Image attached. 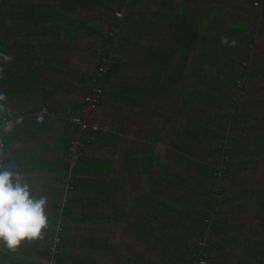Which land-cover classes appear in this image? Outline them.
I'll list each match as a JSON object with an SVG mask.
<instances>
[{
	"label": "rangeland",
	"instance_id": "rangeland-1",
	"mask_svg": "<svg viewBox=\"0 0 264 264\" xmlns=\"http://www.w3.org/2000/svg\"><path fill=\"white\" fill-rule=\"evenodd\" d=\"M106 1L103 4H93L90 10H75V19L77 22L85 23L99 29L101 32L108 33V36L114 39L125 38L136 42L135 45L127 46L131 51L129 56L125 53L122 56L124 47L120 46L117 41L108 43L103 38L86 33L79 30V28L77 31L80 34L77 33L76 38L69 37V34L66 35L63 32L59 39L55 40L51 49L57 52L52 51L48 54L46 50L44 53H40L39 44L53 43L55 36H52L51 33L43 34L41 31L40 33L37 31L43 37L34 35L29 40H23L20 36L9 41L11 46L14 41L22 46L19 48L22 54L18 61L15 48L10 47L11 52L9 54L12 60L9 64L20 62L22 57L27 54L34 55V58L30 60V64L32 66L35 63L39 67L38 71L44 74L40 77L42 87L49 90L48 92L54 90L51 99L46 100L35 97L29 102L31 105L29 108L33 107L39 110L48 106L52 110H58L56 115H48V110L45 109L47 115L44 112V126L48 132L47 134H33L39 137L43 144L49 143L55 135L51 131L53 124H56L58 130L62 132L63 128H68L69 119L73 117L75 112L72 101H79L86 93L100 62L105 60L107 71H110L107 77L108 84H106V81L104 82V95L101 106L92 114L89 111L86 115L88 122L91 116V121L98 124L100 132L96 134L83 133L79 137L78 143L84 156H87L90 160L97 159L100 161L109 160L113 153L111 147L107 145L117 144L113 154L112 168V172L119 180L117 192L112 191L115 206L113 209L109 206L110 202L107 205L105 204L111 190L109 194L106 191L103 200L100 199L101 192L96 195L94 191H90L86 196L87 201H90L89 203H76L75 205L76 218H81L79 220L81 223H78V225L76 223L70 229L75 232L77 226L81 225L82 222H98L99 218L97 220L90 219L94 216V213L90 211L98 209L100 205L105 206L103 208L104 214H115L117 220L125 221V225L128 226L129 222L137 223V225H140L141 222H153L156 228L163 225L170 228L180 221V227L176 228L180 231L178 235L172 237L176 241L192 246L195 239L197 241L199 238L190 235L189 238L185 237V234L189 231L188 224L191 223L195 227H199L201 224L196 216L197 213L192 210L194 204L197 205L200 213L205 210L204 206L211 205L213 199H215L216 206H214L213 211L217 209L220 213L217 215L218 211L213 215H211V212L207 213L209 223L201 224L203 229L207 230V233L197 242V245H201V248H203L202 256H206L205 264H247L245 257H254L259 260V257H263L264 253V243L261 239L248 242L245 238H235L233 240V237H231L230 243L235 251L231 250V245L226 251H223L226 247H224V243H219L220 238L217 235L223 232V223H229L231 220L235 223L242 222V228L245 227L244 224L261 220V215L253 209H262L259 206L264 208L263 18H253L249 15L243 18L241 16L242 11H232L230 5L219 11L220 15L229 21L248 27L247 34L255 33V29L261 28L258 29L257 37L255 34L253 36L254 39L257 38V40H254L256 47L251 45L249 48L253 49L251 51L252 55L257 51L258 54L252 56L250 53H243L241 55L243 62L239 65L236 64L234 68L235 71H242L243 74L241 75L232 74L235 71L230 72L226 68H219L225 78L222 81L209 78L207 73H203L208 78L206 80L207 84L204 87L201 81L196 83V92H200V94H197L196 105L191 106L189 101L184 107L179 106L181 107L179 109L176 104L173 105L172 100L168 105L170 96L168 87L159 97L155 96V89H153L149 93V97L144 98L143 86L148 84V73L150 70L159 69V65L150 58L168 53L166 49L159 47L163 40L170 47L176 42L175 37L179 36V32L175 29L177 22L174 21V18L180 15L182 10L180 5L183 3L188 7L186 14H190L194 10L197 14L205 16L206 25L204 24L203 30L206 29L208 24L213 29L212 25L216 21L215 16L219 15L218 12L210 8L212 4H215L214 0H127L126 4H114ZM227 1L231 5L249 7L252 11L264 9V3L263 6H260V4L249 6L247 0ZM164 5H172L173 8L165 9ZM253 7L255 8L253 9ZM160 17L165 19L162 23H159ZM194 19L196 26L197 18L195 15ZM261 22L263 25L259 27ZM131 25H136L133 32L131 31ZM3 32H6V30ZM215 33L222 37L218 30ZM200 43V40H198L195 50H192L188 56L185 66L187 77L183 80L184 87H188L191 80L190 76L198 72L201 64L216 68L212 63L222 65L224 63L223 53L228 52L232 62L241 54V52L235 51V46H230L231 43L228 45H213L211 53H201ZM114 59L123 61L118 67H112L111 63ZM38 71H32L31 73H38ZM236 79L243 83L242 92L237 91V88L234 87ZM8 80L12 81L11 79ZM28 84H30V81L26 80L23 84L18 86L9 85V87L11 93H14L15 90ZM109 89H112L115 93ZM119 90L124 91L125 97L120 95ZM130 94L134 98L130 97ZM232 96L235 98L234 104L230 102ZM150 98L153 99L155 106L149 105ZM159 99L160 101H158ZM205 99L212 102L213 107L211 109L206 110L202 106ZM26 106V104H23L20 107L24 108ZM177 112H180V114ZM176 114L179 115L177 118ZM187 121L196 124L194 125L195 130H199L201 133L205 132L211 137V143L209 142L208 145H212L213 152L208 154L207 151V154H204L205 148L198 140H185L186 146H184L176 142L173 137H168V129L171 134H174V132L181 134L190 125ZM161 125H167V129L161 139L152 145L154 135ZM260 146L261 150L256 155L249 156L245 154L248 150H245V148L250 147L251 150H255ZM214 147L217 151L220 149V152H216L215 155ZM132 149L135 151H132L135 156L136 151L139 153L138 159L130 156L129 153L131 152H127ZM146 149L153 150L152 154L158 156V162H163V165L168 169L175 166L176 169L181 168L182 171L180 172L183 174L189 175L185 178L179 177L173 174L175 173L174 170L172 172L158 167L153 162L152 156H149L150 160H144L143 151ZM227 152L230 155V159L228 158L230 167L227 174H216L213 179L216 182L215 185L211 184L212 187L207 183L201 185L198 179L204 177L202 173L204 168L203 166L199 167V163L205 160L209 163L208 165L213 167L219 154L218 159L222 161V165L217 164L214 167L216 170H223V161H227L225 155ZM58 153H60L59 159L67 162L65 151L60 150ZM127 153L129 154L128 157ZM72 166H74V162ZM144 167L149 170L147 175L152 174L150 178L144 174ZM195 167H197V170ZM217 173L223 172L219 171ZM72 176V170L69 168L62 177L63 192H59V197L60 195L64 198L75 196L71 190L72 185L68 183ZM208 186L211 189L209 192L205 190V187ZM258 192L261 194L260 197L256 196ZM81 197L84 198L83 194H81ZM96 202L97 205H95ZM63 205H66L65 202H57V206L62 207ZM176 213L182 216L179 217ZM187 215L192 217V220H182ZM82 232L84 231L77 233L79 241L82 240L80 237ZM241 232L247 233L246 230ZM160 240H163V249L159 252L155 251V255H150V257H160L157 260L158 264H176L175 257H185L179 252L180 246L174 241L170 242L168 238L167 241L164 238ZM126 243H130V240L128 239ZM133 248L135 249L134 245ZM143 248V245H139V252H142ZM78 250L82 253V250ZM161 251L163 252L161 253ZM95 254L98 257L97 252Z\"/></svg>",
	"mask_w": 264,
	"mask_h": 264
},
{
	"label": "trees",
	"instance_id": "trees-1",
	"mask_svg": "<svg viewBox=\"0 0 264 264\" xmlns=\"http://www.w3.org/2000/svg\"><path fill=\"white\" fill-rule=\"evenodd\" d=\"M38 1L39 2H37L36 0H0V53L9 54V52H11V48L13 49L15 48V54H16V58L18 61L20 55L22 54L19 48H21L22 46H19L18 42L16 44L15 41L12 43V46H11L10 45L11 42L9 43V41L12 38L15 39V37L18 38L20 36H22L23 40H29L33 38L34 35L43 37L41 36L42 34H39L41 31V33L43 34L51 33L52 36H55V39H53V43L39 44L40 53H44L46 50V53L48 54V52L54 51L51 49L54 46L55 40L59 39L60 35H62L63 32L66 35L69 34L70 35L69 37L73 36L74 38H76L77 33H79L77 31L79 28V30H83L86 33L95 34L103 38L108 43L117 41L120 46L124 47L122 56H123V53H125V55L127 56L131 54V51L128 49L127 46L135 45L136 42H133V40H129L125 38L114 39L113 37L108 36V33L101 32L99 29L93 28L85 23L77 22L75 19V16H74L75 10H90L93 4L95 3L103 4L105 0H38ZM106 2H110V3L112 2L114 4H117V3L126 4L127 0H107ZM214 2L215 4H212L210 8L218 12L219 15L215 16L217 22L214 21L212 25L213 29L210 28V24H208L205 30H203L204 24H205V16L197 14V12L194 10L191 11L190 14H186V10L188 8L187 5L185 3L180 5L182 9L180 11V15L174 18V21L177 22L175 29L178 30L179 36L175 37L176 42L171 47L167 46L164 40L161 42L159 47L166 49L168 51L167 54L150 58V60H153L155 63L159 65V69L150 70V72L148 73V76H147L148 84L143 86L144 98L149 97L148 95L150 92H152L153 89H155V96L159 97L160 94L164 92L165 88L168 87L169 88L168 91L170 94L168 105H169V102L172 100L173 105L176 104L177 107L179 106L184 107L185 105L188 104L189 101L191 102V106H195L197 94H200V92H196V83L201 81V84L204 87H206V84H207L206 80L208 78L203 73H207L209 78H216V79L223 81L225 80V78L223 74L220 72L219 68L220 69L226 68L227 71H230V72L235 71L234 70L235 65L236 64L239 65L243 62V59L241 58L242 57L241 55H243V53H250V55H252L251 51L253 49H249V48L251 45L256 47V43L254 42V40H257V38L254 39L253 36L255 34V36L257 37L258 29H261V28L255 29V33L247 34L246 30L248 29V27H246L245 25H241L239 23L229 21L225 17L221 16L219 11L223 10L224 8L230 5L231 6L230 9L232 11H242L241 16L243 18L249 15V16H252L253 18L258 17V18H263L262 20H264V9L252 11L249 7L246 8L241 5L235 6V5L228 4L227 0L225 1L224 0H214ZM247 2L249 3V6H252L254 2H258L260 6H263L264 0H247ZM164 8L171 9L173 8V6L164 5ZM254 8L255 7H253V9ZM194 15L197 18L196 26H195ZM164 20H165L164 18L160 17L159 23H162ZM218 22H221V23H218ZM262 25L263 24L261 22L259 27H262ZM135 28H136V25L135 26L131 25L132 32L134 31ZM4 30H6V32H3ZM216 30L220 32L222 37L228 38L229 44L231 43L232 40H235L236 41L235 51L241 52V54H239L238 52H235L236 54H239V55L232 62L230 61L229 53L228 52L223 53L224 63L222 65L216 64L214 62L212 63L213 65H215L216 68L207 67L206 65L201 64L200 68L198 69V72L190 76L191 80L189 81L190 84L188 85V87H184L183 80L184 78L187 77L185 75V66L188 60V56L190 55V52L192 50H195L198 40H200L201 42L200 51L201 53L204 52L205 54L212 52L211 47L213 45L223 44L220 41L222 37L219 34L215 33ZM142 31L145 32L144 29H142ZM51 35L49 34L50 37ZM54 52H57V51H54ZM256 54H258V51L257 53H254V55L252 56H255ZM31 55L32 54H27L22 57L20 62H15L13 64L3 63V61L0 60V64L3 65V69H4L2 72H0V92H3L6 96H8L9 99L12 98V96L8 95L11 90L9 85L18 86L20 84L25 83L26 80L32 81V82L34 80L36 85L38 86L31 90L35 92L40 90L42 83H40L38 80L44 74L38 71L39 67H37L35 63L31 66L30 60L31 58H34V55L33 56ZM199 56H200V53H199ZM122 61L123 60L121 59H114L113 63H111V66L118 67ZM32 71H38V73H31ZM109 72L110 71H107L104 75V80L102 82L103 85L105 84L104 83L105 81H106V84H108L107 77L109 76L108 74ZM232 74L241 75L243 74V72L235 71ZM8 79H11L12 81H9ZM26 88H27L26 91L30 90L29 87H26ZM109 90L113 91L112 89H109ZM119 93L121 96L125 97L124 91L119 90ZM11 95L15 96L13 92L11 93ZM130 97H133V96L130 94ZM160 99L158 101H160ZM149 105L150 106L156 105L154 104V101L152 98H150L149 100ZM202 106L204 107V109L208 110L213 107V104L212 102L207 101L205 99L203 101ZM181 107H179V109ZM45 109L46 111L48 110L47 111L48 115L50 114L54 115L53 114L54 110L50 109L48 106H45ZM177 113L180 114V112H177ZM0 115H7L4 109L3 111H0ZM178 116L179 115L176 114V118ZM6 122H8V120H2V118H0V138L3 141V143L7 144L10 138L7 136V132L3 130L4 124ZM187 123L190 125L187 128H185V130H183L181 134L177 132H174V134H171L168 129V137L169 138L173 137V139L176 142L181 143L184 146H186L184 143L185 140H189V139L198 140V142L201 143V145H203L205 148L204 154H207V151L209 152L208 154H210V152H213L212 145H208L211 137H209L208 134L205 132L201 133L199 132V130H195L194 125L196 124H193L188 121ZM44 125L45 124L43 123V124H40L39 126L45 129ZM36 126L38 127V125ZM42 128H39L37 130L40 131L42 130ZM166 129H167V125H161L160 129L154 135V140H153L152 145L156 144L161 139ZM78 137L80 136L74 135L73 138H78ZM70 140H71V137L66 134H64L62 137L55 138V144H58L59 148H62L63 150L66 151V158H68L70 154V152L68 151L71 146ZM116 145H117L116 143L107 145L111 147V150L113 152L109 160H105V161H100L97 159L90 160L87 158V156L83 155L82 149H81V153L74 166H72L70 164V161L66 159L67 162H65L64 172L66 173V171L69 170V168H71L72 170L73 176L71 177L70 180H68V183L72 185L71 190L75 196L64 198L62 195H60L58 200L65 202L66 205H63L62 207L52 206L50 210L52 213L46 214L48 218V223H47V227L42 231V234H41L40 243L42 244L41 245L42 249L39 250L38 257H54V262L52 264H55V258L58 257L59 254L62 253V251L64 250V247L66 244V238L68 237L71 231L69 225L72 222L81 223L79 221L81 220V218H76L77 213H76L75 205L76 203H79V204L89 203L90 201H87L86 196L89 194L90 191H94L96 195H98L99 192H101L100 195L102 197L100 196V199L103 200L105 197L106 191H108V194H109V191L111 190V194L107 196L105 204L107 205V203L110 202L109 206L114 208L115 198L113 196L112 191L117 192V186H119V180L117 179L115 173L112 172L113 160H114L113 154L115 153ZM250 147L245 148V150L248 149L245 152V154L249 156H254L257 153H259L261 150V146L255 150H251ZM3 148H5V146ZM132 151L133 149L127 152L132 153ZM216 152H220V149L217 151V149L214 147V155L217 154ZM131 153H129L130 156H134L136 159L139 158L138 157L139 153L137 151H136V156L133 153L132 154ZM143 153H144V157H143L144 160H150L149 156H152V160L153 162H155V165H157L158 167L162 169L169 170L172 172L174 170L175 172L173 173L174 175H177L183 178L189 175V174H183L182 172H180L182 171L181 168L177 167L178 169H180L178 170L175 168V166H173L172 169H168L166 166L163 165V162L159 163L158 156L156 154L154 155L152 154L153 150L146 149L145 151H143ZM129 154L127 153V157L129 156ZM225 155H226L227 161L226 160L223 161V170H216L214 167L215 165L217 166V164L222 165V161L218 159V157L220 156L219 154H218V157L213 167L211 165H208L209 163H207L205 160L199 163V167L203 166L204 168L202 171L204 177L198 179V182L201 185L206 184V183L210 185L211 184L215 185L216 181L214 182L213 179L216 174H223V175L227 174V172L229 171V167H230L228 163V158L230 159V155L228 152ZM0 157L4 159V163L0 165V170H3L6 168L5 162L7 160L3 156V149H0ZM144 168H145L144 174L147 175L149 173V170L146 167ZM195 169L197 170V167H195ZM219 171L223 173H217ZM150 175L152 174H149L147 176H149L150 178ZM164 175L166 176V174ZM210 177H211V180H210ZM201 181H204L205 183ZM205 190H208L207 192L211 191L209 186L205 187ZM220 191L222 192V190ZM81 194H83L84 198L81 197ZM256 196L260 197L261 196L260 192H258ZM221 198H222V194H221ZM98 201L100 202V200ZM222 201H224V199H222ZM215 202L216 200L213 199V203L211 205L207 204L206 206H204L205 210L200 213L198 212L197 205L194 204V208L192 210L193 212L197 213L196 216L201 224L204 225V223L205 224L209 223V219H208L209 216L207 213L211 212V215H213L218 211L217 209L213 211L214 206H216ZM95 205H97V202L95 203ZM100 207H105V206L99 205V208ZM99 208L93 209L92 211H90L91 213L92 212L94 213V216L92 218L90 217V219L97 220L100 217ZM259 208H262V209H253V208L252 209L255 212L257 211L258 214L261 215V221L264 222V208L263 206H259ZM189 212H190V209H189ZM219 213L220 212L218 211L216 215ZM178 215L179 217L182 216L180 214ZM110 217L114 219L116 216L115 214H113ZM182 220L190 221L192 220V217L187 215ZM248 220H251V219H248ZM258 222H260V220L257 221V223ZM201 224L199 227H195L194 225L189 223L188 224L189 231H187V233L185 234V237L189 238V235H190V236H197V238H199L198 240L202 239L205 233H207V230H204ZM223 225H224L223 232L217 236L220 238L219 243H224V247H228L231 245L230 243L231 237H233V240L235 238L242 239L244 232H241V231L243 230H246L249 233V236L251 238L249 242L260 238L262 242L264 243V236H261L260 232L262 231H260L258 227H254L253 225L250 226V225L244 224L245 227L242 228L241 227L242 222L235 223L232 220L229 223H223ZM177 227H180V221L170 228L167 225L159 226V228L155 227L154 231L145 229V228H143V230H140L141 228L140 227L138 230L139 231L138 233L142 236L145 234L148 235L147 236L148 238H144L141 240L142 242H144L145 239H149V237L152 236L153 234H154L153 236L154 239L152 240V242H149L147 244V248L143 246L145 250H143L142 252H139V262L141 259L144 260L146 257V260L150 259L148 263L158 264L157 260L160 257H154L155 258L154 260V258L150 257V255L152 254L155 255V251L159 252V250L163 249V240H160V239L164 238L167 241V238H168L170 242L174 241L176 244L180 246L179 252L183 256H185V257H176L177 263L180 261L179 264H192L193 260L195 259V255L196 254L201 255L203 248H201V245H199L200 247L197 245L198 240L196 241V239L192 246L186 245L185 243H181V241L174 240L172 236L178 235V232L180 231V229L179 230L176 229ZM210 227L212 226L210 225ZM245 235H246V232H245ZM144 245H146V243H144ZM123 250L129 251L128 247H126L125 245H123ZM149 250H152V251H149ZM167 250L169 251L168 247H167ZM199 250L201 254L198 253ZM9 252H12V251H9ZM162 252L163 251H161V253ZM129 257H135V255L129 256ZM205 257L202 256L203 259H205ZM245 259L247 261V264H264V253H263V257H259V260H256L254 257H245Z\"/></svg>",
	"mask_w": 264,
	"mask_h": 264
},
{
	"label": "crops",
	"instance_id": "crops-1",
	"mask_svg": "<svg viewBox=\"0 0 264 264\" xmlns=\"http://www.w3.org/2000/svg\"><path fill=\"white\" fill-rule=\"evenodd\" d=\"M38 81L42 83L40 79ZM42 86H39V91L35 92L31 90L38 87L33 80L27 86L15 90V96L11 95L10 90L8 95L12 96V98L9 99L6 96L7 99L3 102V109L8 116V121L13 123V128L12 131L7 132L10 140L7 144L5 143L3 156L7 159L5 162L6 169L13 172L14 176H17L22 184L28 185L32 196L36 198L41 196L46 197L45 214H50L52 213L50 211L52 206H57L59 192H63L62 177L65 175V162L59 159L60 153H58V151L63 149L59 148L58 144H55V138L62 137L66 134L73 139L74 135L78 136V134L76 129L69 124L68 128H63V132L58 130L56 124H53L54 126H52L51 131L55 135H53L49 143L43 144L39 137L33 135L47 134L48 132L47 128H42L34 120L40 111H44V108H40L39 110L33 107L29 108L31 106L29 102L35 97L46 100L52 98L54 90L48 92L49 90H45ZM26 87H29L30 90L26 91ZM23 104L27 106L24 108L20 107ZM77 104L78 100L72 101L75 112L77 110ZM57 113L58 110L55 109L53 114L56 115ZM17 118H22L20 123H16ZM39 128H42V130L38 131L37 129ZM103 208H99L100 217L98 222H82L81 225L77 226L75 232L70 231L66 238L64 250L55 258V264H155L148 263L150 259L146 260V257L139 262V245L147 248V244L154 239V234L142 242L141 240L148 238V235L145 234L142 236L138 233L140 227V230L145 228L154 231V223L139 222L140 225H137V223L129 222L128 226L125 225V221L117 220L116 215L113 219L110 217L113 214H104ZM75 224V222H72L69 227L72 228ZM247 225L258 227L262 231L260 232L261 236H264L263 221L260 220L258 223L254 222ZM82 230L84 231L80 235L82 240L79 241L77 233ZM242 238H245L248 242L251 239L248 232L246 235L244 232ZM128 239L130 243H126ZM40 240L41 237L35 240H24L15 249H9L0 242V264H40L44 258L38 257L39 250L42 249ZM123 245L128 247L129 251L123 250ZM228 247L223 251H226ZM78 249L82 250V253ZM143 250L145 249L143 248ZM231 250L235 251L232 244ZM96 252L98 257L95 254ZM133 255L135 257H129ZM179 263L180 261L178 263L176 261V264Z\"/></svg>",
	"mask_w": 264,
	"mask_h": 264
},
{
	"label": "clouds",
	"instance_id": "clouds-1",
	"mask_svg": "<svg viewBox=\"0 0 264 264\" xmlns=\"http://www.w3.org/2000/svg\"><path fill=\"white\" fill-rule=\"evenodd\" d=\"M253 4L258 5V2H254ZM221 42L225 45L229 44V40L227 37H222ZM236 41H231V46H235ZM0 60L3 63H10L12 57L6 53H0ZM3 65L0 64V72H2ZM237 80V79H236ZM235 82V81H234ZM91 85V82H90ZM102 85V99L104 95V85ZM243 83L242 87L237 89V91H243ZM241 91V92H242ZM84 96V95H83ZM83 98V97H82ZM81 98V99H82ZM7 97L3 92H0V111H3V102L6 101ZM81 99L78 101L77 110L73 117L69 119V125L73 126L77 134L81 137L83 133H91L96 134L100 132V127L98 124L91 121V116L89 119L90 124H94L97 127V131H86L82 132L76 127L72 120L75 116L79 115V108L81 105ZM101 99V102H102ZM230 101L235 102V98L233 96L230 98ZM100 102V105H101ZM100 105L95 109L97 110ZM94 110V111H95ZM92 111L91 114L94 112ZM44 111H40L39 114H43ZM47 115V112H45ZM36 116V117H37ZM35 117V123H36ZM2 120H9L7 115H0ZM22 118H17L16 123H20ZM88 120V119H87ZM44 121L41 123L43 124ZM38 124V123H36ZM40 125V124H38ZM13 123L8 121L4 124V131L10 132L12 131ZM71 139L70 143L72 146ZM5 143L0 138V149H3ZM69 148V152L71 149ZM70 161V157L66 158ZM4 163V159L0 157V165ZM70 164L72 165L71 161ZM75 165V164H74ZM45 206H46V197L36 198L30 194L29 187L27 184H22L17 176H14L13 172L8 169L0 170V242H2L9 249H15L20 243L24 240H35L41 237L42 231L47 227L48 218L45 214Z\"/></svg>",
	"mask_w": 264,
	"mask_h": 264
},
{
	"label": "built area",
	"instance_id": "built-area-1",
	"mask_svg": "<svg viewBox=\"0 0 264 264\" xmlns=\"http://www.w3.org/2000/svg\"><path fill=\"white\" fill-rule=\"evenodd\" d=\"M107 72V63L105 60L100 62L98 67L96 68V73L93 75L91 79V85L88 91L84 94L83 98L81 99V105L79 108V115L75 116L72 120V123L78 127V129L82 132L86 131H97V127L94 124H90L86 118V115L89 111H94L101 102L102 99V82L104 80V75ZM234 87L239 89L242 87V82L238 79L234 82ZM44 121L43 114H39L36 117V123L41 124ZM78 139H74L72 141V146L70 149V161L71 163H76L81 149L79 147ZM200 253V250L199 252ZM201 254V253H200ZM53 260L51 263L49 261ZM44 262V263H43ZM54 262V257H44L42 263L43 264H52ZM192 264H205V259L202 258V254H196L195 259L193 260Z\"/></svg>",
	"mask_w": 264,
	"mask_h": 264
}]
</instances>
